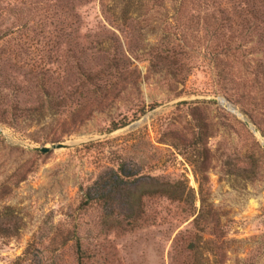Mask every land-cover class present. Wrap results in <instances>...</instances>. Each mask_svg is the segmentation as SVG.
Segmentation results:
<instances>
[{
  "label": "rangeland",
  "instance_id": "obj_1",
  "mask_svg": "<svg viewBox=\"0 0 264 264\" xmlns=\"http://www.w3.org/2000/svg\"><path fill=\"white\" fill-rule=\"evenodd\" d=\"M52 3L0 0V264H264V1Z\"/></svg>",
  "mask_w": 264,
  "mask_h": 264
},
{
  "label": "trees",
  "instance_id": "obj_2",
  "mask_svg": "<svg viewBox=\"0 0 264 264\" xmlns=\"http://www.w3.org/2000/svg\"><path fill=\"white\" fill-rule=\"evenodd\" d=\"M251 1V0H249ZM264 1V0H263ZM52 2L54 3V11H53V15L55 18L57 19H60L56 16H63L64 15V10L61 8V7H58V4L60 3V0H52ZM52 3V4H53ZM261 3V2H259ZM248 4V3H246ZM264 4V3H263ZM1 9V8H0ZM248 13H252V11H249ZM261 13V11H260ZM20 29L19 30H22V29H26L28 28V26L26 25V23H23V24H20ZM17 31V29H16ZM113 67H115V64L113 63L112 65ZM10 87H15V85H11ZM36 89L38 91H41V93L43 95H46L47 94V91L44 90V84L43 82H39L37 83L36 82V85H35ZM43 104V103H42ZM42 104L40 103V105L42 106ZM15 106H13V104L11 105V108H14ZM123 177H127L126 174L124 173H121ZM151 180H153L157 186H159L161 189H160V192L162 191V195L164 198L166 199H171L172 196L168 194L171 188V185L169 182L163 180V179H160L159 177L157 176H153L150 178ZM204 200H203V197H199V209H198V213L196 214V216L193 218V222H196L198 219L201 218V220H204L207 218L208 214H209V211H207L205 209L204 211ZM196 242H191V239L190 237L187 239V245L183 248L184 251H186V254L184 256V258L178 262L179 264H203V261L201 259V247H202V243H200V236H196ZM200 243V244H199ZM76 264H85L86 261H85V254H84V251L82 248H80L79 245H77L76 247Z\"/></svg>",
  "mask_w": 264,
  "mask_h": 264
},
{
  "label": "water",
  "instance_id": "obj_3",
  "mask_svg": "<svg viewBox=\"0 0 264 264\" xmlns=\"http://www.w3.org/2000/svg\"><path fill=\"white\" fill-rule=\"evenodd\" d=\"M243 123L245 124V126L249 127V129H251V131L253 133H255L260 139L262 138L261 135L258 133V131L254 127L250 126V124L247 121L244 120ZM111 132L112 131L107 132L106 135L111 133ZM261 145L264 148V143H261ZM70 146H71V143H60V142H58V143H51L47 146L46 145L40 146L37 148V150L45 153V152L52 150V149L67 148Z\"/></svg>",
  "mask_w": 264,
  "mask_h": 264
}]
</instances>
